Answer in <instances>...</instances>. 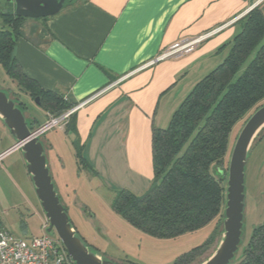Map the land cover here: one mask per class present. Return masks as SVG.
<instances>
[{"label": "crops", "instance_id": "1", "mask_svg": "<svg viewBox=\"0 0 264 264\" xmlns=\"http://www.w3.org/2000/svg\"><path fill=\"white\" fill-rule=\"evenodd\" d=\"M253 5L264 14V0H82L47 18L38 33L27 20L14 57L26 77L69 103L95 95L75 112L88 168L101 173L96 157L115 153L123 157L120 169L133 173L134 187L143 193L153 177L152 128L165 127L195 83L215 68L219 55L224 58L227 47H221L238 30L237 20L231 21ZM226 23L231 24L194 51L144 66L180 38ZM45 115L46 120L51 116ZM15 142L0 117V154L5 153L0 176L9 188L7 199L16 209L23 206L25 214L44 217L40 231L21 237L28 239L43 232L47 219L21 149H11ZM16 152L18 157L9 161ZM22 225L26 230L25 222ZM0 229L10 231L1 220ZM222 236L215 233V247Z\"/></svg>", "mask_w": 264, "mask_h": 264}, {"label": "trees", "instance_id": "2", "mask_svg": "<svg viewBox=\"0 0 264 264\" xmlns=\"http://www.w3.org/2000/svg\"><path fill=\"white\" fill-rule=\"evenodd\" d=\"M0 16V65L15 84L9 89L11 99L25 112L28 103L21 95L32 101L39 97L38 104L53 117L72 108L74 104L61 94L44 90L26 77L14 57L16 40L24 37L23 25L29 19L15 16L10 6ZM237 22L238 30L221 47H227L222 61L195 83L165 127L152 128L149 188L142 194L114 190V212L154 238H175L211 222L214 233L223 232L227 168L222 166L229 159V135L264 104V14L254 6ZM75 118L74 112L67 128L77 133ZM34 124L31 120L29 127L34 129ZM81 159L90 167L83 155ZM205 245L192 248L178 260L189 259ZM236 254L230 264H264V222L253 228L240 257Z\"/></svg>", "mask_w": 264, "mask_h": 264}, {"label": "rangeland", "instance_id": "3", "mask_svg": "<svg viewBox=\"0 0 264 264\" xmlns=\"http://www.w3.org/2000/svg\"><path fill=\"white\" fill-rule=\"evenodd\" d=\"M27 25L36 33L43 28L42 19H30ZM2 26L0 16V29ZM32 37H34L33 33ZM222 58L223 54L219 55L215 67L222 61ZM13 85L0 65V90L11 98L9 89L14 87ZM21 99L28 103V109L24 112L25 117L31 118L35 124L40 126L48 121L45 109L41 105L30 100L25 94L21 95ZM67 124L68 121L63 127H52L41 133L39 141L44 147L46 162H49V174L59 202L77 235L88 249L99 253L104 259L111 260L115 264H198L214 253L217 247L213 242L215 235L213 222L175 238L160 239L136 229L115 213L111 207L114 190L125 189L142 194L138 191L139 187H134L133 173L120 169L122 165L120 160L123 157L115 153L96 157L101 173L96 170H93L95 173L90 172V169L82 163L81 155L84 156V154L83 150L79 149L82 143L77 133L67 128ZM241 129L242 127L236 124L229 135L227 147V158L229 159L222 168L228 170L230 155ZM257 137L248 151L244 169L243 225L237 258L240 257L241 250L248 243L253 228L264 222V128ZM14 157H18V152L10 156L8 160ZM16 176L20 182L17 173ZM2 177L3 175L0 176L1 222L5 221L9 232L17 237L40 231L41 220L44 217L40 214H25L23 206L18 209L13 207L7 199L10 196L7 182ZM22 222L27 225L26 230ZM49 234L57 236L54 230ZM204 243H206L205 247H199L200 249L189 259H184L189 257L184 256L178 260V257Z\"/></svg>", "mask_w": 264, "mask_h": 264}, {"label": "water", "instance_id": "4", "mask_svg": "<svg viewBox=\"0 0 264 264\" xmlns=\"http://www.w3.org/2000/svg\"><path fill=\"white\" fill-rule=\"evenodd\" d=\"M17 17L44 19L74 6L79 0H1ZM253 5L251 8H253ZM250 8V9H251ZM2 10H0V13ZM39 103V97L34 99ZM0 117L14 136L11 149H21L31 175L36 196L48 221L47 232L55 231L75 264H115L102 259L76 234L67 213L59 202L46 163L44 147L39 141L42 126L31 129L23 110L0 90ZM264 128V104L255 111L240 130L232 149L226 182L223 236L214 253L201 264H230L239 249L244 209V169L248 151Z\"/></svg>", "mask_w": 264, "mask_h": 264}, {"label": "built area", "instance_id": "5", "mask_svg": "<svg viewBox=\"0 0 264 264\" xmlns=\"http://www.w3.org/2000/svg\"><path fill=\"white\" fill-rule=\"evenodd\" d=\"M238 19H234L231 23ZM231 23L214 27L196 36L180 38L172 45L164 48L144 66L190 53ZM94 97L95 95L74 104L72 108L57 117L50 116L42 126L39 135L52 127H63L71 114L86 105ZM4 156L5 153L0 154V163ZM48 225L47 221L42 226L43 232L41 234L32 235L28 239L14 236L6 229H0V264H73V260L67 254L59 238L47 232Z\"/></svg>", "mask_w": 264, "mask_h": 264}, {"label": "flooded vegetation", "instance_id": "6", "mask_svg": "<svg viewBox=\"0 0 264 264\" xmlns=\"http://www.w3.org/2000/svg\"><path fill=\"white\" fill-rule=\"evenodd\" d=\"M7 8V6H5V4L3 3V1L0 2V10H5Z\"/></svg>", "mask_w": 264, "mask_h": 264}]
</instances>
